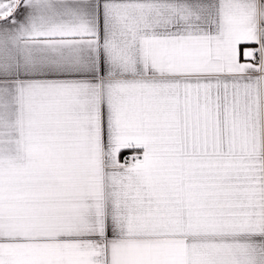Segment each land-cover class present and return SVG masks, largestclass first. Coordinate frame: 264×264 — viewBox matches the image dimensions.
<instances>
[{
    "label": "snow or ice",
    "instance_id": "1",
    "mask_svg": "<svg viewBox=\"0 0 264 264\" xmlns=\"http://www.w3.org/2000/svg\"><path fill=\"white\" fill-rule=\"evenodd\" d=\"M0 264H264V0H0Z\"/></svg>",
    "mask_w": 264,
    "mask_h": 264
}]
</instances>
